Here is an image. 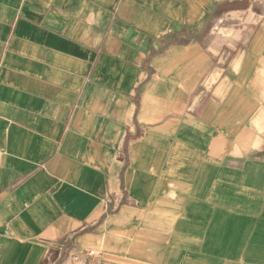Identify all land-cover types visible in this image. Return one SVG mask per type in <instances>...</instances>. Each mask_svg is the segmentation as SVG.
Listing matches in <instances>:
<instances>
[{
  "label": "crops",
  "instance_id": "crops-1",
  "mask_svg": "<svg viewBox=\"0 0 264 264\" xmlns=\"http://www.w3.org/2000/svg\"><path fill=\"white\" fill-rule=\"evenodd\" d=\"M0 264H264V0H0Z\"/></svg>",
  "mask_w": 264,
  "mask_h": 264
},
{
  "label": "built area",
  "instance_id": "built-area-1",
  "mask_svg": "<svg viewBox=\"0 0 264 264\" xmlns=\"http://www.w3.org/2000/svg\"><path fill=\"white\" fill-rule=\"evenodd\" d=\"M97 253H98V251L96 250V249H94V248H92V249H88L87 250V254L89 255V256H97Z\"/></svg>",
  "mask_w": 264,
  "mask_h": 264
}]
</instances>
